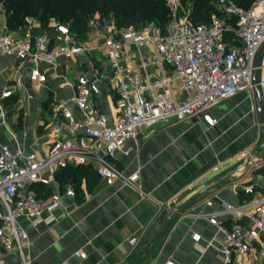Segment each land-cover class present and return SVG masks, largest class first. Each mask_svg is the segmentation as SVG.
<instances>
[{
    "label": "built area",
    "instance_id": "built-area-1",
    "mask_svg": "<svg viewBox=\"0 0 264 264\" xmlns=\"http://www.w3.org/2000/svg\"><path fill=\"white\" fill-rule=\"evenodd\" d=\"M163 2L167 22L150 29L92 17L83 36L54 19L36 33L37 20L28 16L23 35L0 29V54L31 63L33 81L44 83L49 74H59L61 66L69 70L70 63L79 58L92 68L91 75L85 70L78 74L70 100L52 105L53 140L45 153L0 147V248L16 252L20 264H35L31 238L20 219L53 223L62 202L58 193L41 198L37 185L55 183L57 173L68 166L91 165L108 185L121 180L140 188L139 171L126 173L115 163L124 141L139 145L143 130L162 119L179 122L201 115L206 123L216 125L212 108L252 90L256 68L264 95V55L260 65L255 64L264 44V0L250 7L236 0H216L224 19L214 12L209 24L191 21L184 13L183 0ZM102 84L113 94L111 115L93 102ZM11 94V89L3 92V96ZM72 104L82 112V121L75 118ZM256 147L245 148L238 168L244 177L233 184L248 198L237 204L223 203L220 211L206 213L222 234L223 264H249L253 257L264 264V190L254 179L255 174H263L264 158L258 156ZM67 193L75 195L71 187ZM221 214L233 222L223 223ZM200 237V233L193 234L196 241Z\"/></svg>",
    "mask_w": 264,
    "mask_h": 264
},
{
    "label": "crops",
    "instance_id": "crops-1",
    "mask_svg": "<svg viewBox=\"0 0 264 264\" xmlns=\"http://www.w3.org/2000/svg\"><path fill=\"white\" fill-rule=\"evenodd\" d=\"M42 27L37 20L34 31ZM5 28L23 35L28 23L9 28L2 5L0 29ZM31 67L0 54V147L45 153L53 140L52 105L70 100L78 74L91 75L92 68L79 58L69 70L61 66L59 74L38 83L30 78ZM101 88L93 102L111 115L113 94L105 84ZM8 89L12 94L3 96ZM71 109L82 121V112L74 104ZM211 114L218 121L214 126L201 115L162 119L143 130L139 145L122 143L115 163L126 173L139 171L140 188L121 180L108 185L91 165L61 169L55 183L37 185L41 198L58 193L62 202L53 223L20 219L35 264H223L222 234L206 213L248 198L233 184L244 177L238 168L249 144L264 158V126L258 124L252 90L222 101ZM254 179L264 190V171ZM69 187L75 195L67 193ZM219 219L233 222L227 214ZM194 233H200L198 241ZM0 264H20L19 255L0 248ZM249 264L259 263L253 257Z\"/></svg>",
    "mask_w": 264,
    "mask_h": 264
},
{
    "label": "trees",
    "instance_id": "trees-1",
    "mask_svg": "<svg viewBox=\"0 0 264 264\" xmlns=\"http://www.w3.org/2000/svg\"><path fill=\"white\" fill-rule=\"evenodd\" d=\"M192 2L188 15L194 23L209 24L212 14L218 10L216 0H183L184 6ZM256 0H236L250 7ZM7 13L8 27L17 29L26 22L29 13H39L43 26L53 17L62 19L77 35H85L93 15L113 11L119 26H146L150 22L162 23L168 18V9L163 0H0ZM72 166H68V169ZM79 167V166H75Z\"/></svg>",
    "mask_w": 264,
    "mask_h": 264
},
{
    "label": "water",
    "instance_id": "water-1",
    "mask_svg": "<svg viewBox=\"0 0 264 264\" xmlns=\"http://www.w3.org/2000/svg\"><path fill=\"white\" fill-rule=\"evenodd\" d=\"M264 55V44L260 48L258 55L256 57L255 64L258 67L261 63L262 57ZM259 69L256 68L252 75V92H253V99L255 105V111L257 115V121L259 124L264 126V95L259 88L258 81H259ZM264 137V132H263ZM264 146V142L262 143V147Z\"/></svg>",
    "mask_w": 264,
    "mask_h": 264
},
{
    "label": "rangeland",
    "instance_id": "rangeland-1",
    "mask_svg": "<svg viewBox=\"0 0 264 264\" xmlns=\"http://www.w3.org/2000/svg\"><path fill=\"white\" fill-rule=\"evenodd\" d=\"M0 6H2V4H0ZM218 8V7H217ZM191 9H192V2H188L186 5H185V14L186 15H189L190 12H191ZM215 14L217 15L218 18L220 19H224V13L222 12V10H220L218 8V10H215L214 11ZM28 17H32L36 20H39V13H29V15H27ZM94 18H97L100 22H104V21H110L111 19H115V13L113 11H109V12H105V13H98V14H95L93 15ZM54 19L55 21H60L62 22L63 20L60 19V18H57V17H53L51 18L50 20ZM49 20V21H50ZM40 21V20H39ZM162 23V21H160L159 23H156V22H150L148 23L146 26H140V28H153L155 26H159L160 24ZM135 26V25H134ZM9 30V29H8ZM263 141V139H261Z\"/></svg>",
    "mask_w": 264,
    "mask_h": 264
}]
</instances>
